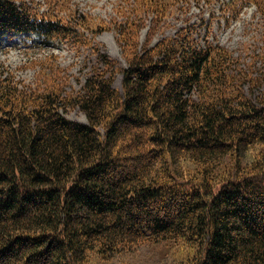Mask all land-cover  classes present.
I'll return each mask as SVG.
<instances>
[{"label":"trees","instance_id":"1","mask_svg":"<svg viewBox=\"0 0 264 264\" xmlns=\"http://www.w3.org/2000/svg\"><path fill=\"white\" fill-rule=\"evenodd\" d=\"M194 1L118 0L107 20L0 0V33L86 32L100 65L72 92L54 74L29 92L0 79V264H264V79L249 65L264 49L230 73ZM246 7L264 37V0H223L227 26ZM103 31L124 67L98 52ZM75 107L87 123L63 114Z\"/></svg>","mask_w":264,"mask_h":264},{"label":"rangeland","instance_id":"2","mask_svg":"<svg viewBox=\"0 0 264 264\" xmlns=\"http://www.w3.org/2000/svg\"><path fill=\"white\" fill-rule=\"evenodd\" d=\"M39 1L42 3V0ZM222 1L217 0V3L211 4L205 3V0L194 1L189 5L188 15H190L191 23L193 21L196 23L195 29L198 33H203L206 20L212 18L214 26H212L211 35L213 37L211 39L229 48L232 59L235 61L231 65L230 73L234 75L238 70H244V66H247L250 60L249 56L255 58L258 56L257 53L264 49V37H260L253 26L255 11L253 7L244 8L232 20L230 26H227L226 17L223 15L224 10L221 9ZM68 2L77 9L79 14L89 13L109 20L115 15L113 6L118 0H68ZM178 19L180 21L181 17ZM145 31L146 28L141 34L143 35L142 41H144ZM86 36L88 35L84 32L81 36L79 34V42L70 41L68 43L64 40L44 42L42 38H38L33 33H0V79H4L5 83L14 86L19 91L29 92L34 91L37 85L43 84L42 81H45L43 75L54 74L67 78L68 85L65 87L67 91H76L92 68L100 66L98 53L93 52L88 45H80L82 40H87ZM95 40L100 54H108L117 59L121 67L125 66L112 32L103 31L97 35ZM249 65L253 72L251 75L255 79H264V66L260 68L259 61L256 64L252 61ZM116 76L113 86L121 89L122 76L121 74H116ZM243 88L247 90L248 85ZM262 90V88L259 89V91ZM253 100L256 101V95L253 96ZM63 114L72 121L87 123L86 115L79 108H72V111L63 112ZM146 249L143 248V256L146 254Z\"/></svg>","mask_w":264,"mask_h":264}]
</instances>
